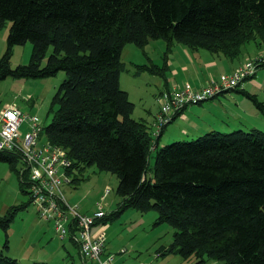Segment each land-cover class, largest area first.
<instances>
[{"label":"trees","instance_id":"obj_1","mask_svg":"<svg viewBox=\"0 0 264 264\" xmlns=\"http://www.w3.org/2000/svg\"><path fill=\"white\" fill-rule=\"evenodd\" d=\"M7 21L0 83L7 77L45 78L65 71L42 135L67 150L73 183L93 165L115 174L120 201L112 214L154 209L157 223L175 228L171 244L162 246L166 252L194 256L196 264L208 259L264 264V131H209L156 146L150 178L156 139L133 116L135 103L120 85L127 43L144 47L163 39L166 53L177 42L231 59L250 41L264 50V0H0V27ZM27 41L33 44L30 61L12 67L14 45ZM137 66L135 74L162 69L153 62ZM244 93L264 115V102ZM21 161L20 154L0 150V162L9 164L21 190L29 193L28 174L18 168ZM29 204L30 195L0 216L7 236L17 212ZM5 248L8 237L0 245V264H20Z\"/></svg>","mask_w":264,"mask_h":264},{"label":"rangeland","instance_id":"obj_2","mask_svg":"<svg viewBox=\"0 0 264 264\" xmlns=\"http://www.w3.org/2000/svg\"><path fill=\"white\" fill-rule=\"evenodd\" d=\"M10 25L11 22L7 21L3 27H0V60L7 50ZM177 45L184 46L175 42L172 50ZM246 48L253 49L255 53L264 52L262 49L259 50L253 41L245 43L241 53ZM166 49V42L163 39L152 40L144 47L135 43H127L123 48L121 59L125 64V70L121 72L120 85L122 89L131 91L130 98L135 103L133 112L135 118L149 116L148 107L154 106L151 110L152 113L158 106L161 109L163 96L171 93V89L167 90L166 88L161 94L159 92L162 86L164 87L163 81L166 79L165 85H167L172 76L169 66L171 49L169 53H166ZM32 51L31 41L14 45L10 65L16 67L19 64L28 63ZM250 58L252 57H248L246 60ZM46 61L45 58L42 64L44 65ZM151 62L159 65L162 69L159 72L141 70L139 74H135L138 70L137 64L149 65ZM254 76H262V78L258 79L255 87L250 86L249 91H245L255 94L259 100L264 102V67L259 68L257 75L255 74L247 80H251ZM65 78V71H59L57 75L45 78L7 77L0 83V108L5 104L16 102L25 113L37 114L46 125L53 116V112H49L52 98ZM240 93L243 98L241 108L247 112L245 119L248 122L257 123L264 131L263 113L254 100L244 93V90H241ZM158 113L154 122V130H157ZM170 126L171 122L165 130L167 139L165 144L175 141L171 140ZM26 127L27 123H24L21 128L22 133L26 131ZM155 159L156 150L153 149L149 159L150 170L147 174L150 178L153 177ZM18 168L22 169L20 163ZM74 173L78 174L79 171L75 170ZM83 174V178L78 184L66 185L64 191L69 203L73 206L79 205V209L83 213L93 215L99 209L100 204H104L109 215L105 219V252L113 254V264H196L197 260L194 256L185 259L179 253L166 252L162 249V246H169L173 241L175 228L167 222L157 223L158 213L154 209L142 212L136 208H128L119 215L112 214L117 210L120 201V196L117 193L118 177L115 174L101 171L95 165L87 167ZM107 190L109 191L107 192ZM28 198L29 193L21 190L16 173L7 162H0V216H3L10 206L28 201ZM98 226L95 225L93 231ZM7 237L9 248H5V254L16 258L20 264H84L80 253V243L74 235L61 238L60 233L55 231L53 223L40 217L37 208L32 204L17 212L8 228V236L0 227V245L2 247ZM215 263V260L208 259L204 264Z\"/></svg>","mask_w":264,"mask_h":264},{"label":"built area","instance_id":"obj_3","mask_svg":"<svg viewBox=\"0 0 264 264\" xmlns=\"http://www.w3.org/2000/svg\"><path fill=\"white\" fill-rule=\"evenodd\" d=\"M263 57L264 52H261L233 72L210 78L200 88L195 89L188 84L174 87L171 93L162 98L155 135L160 134L176 114L189 104L241 88L246 78L257 73ZM24 123H27V127L22 133ZM43 130L42 119L37 114L25 113L16 102L0 110V150L20 154L21 171L28 174L31 204L37 208L38 215L51 221L61 238L74 235L80 243L84 264H113V254L105 252L106 223L100 221L107 216L104 204H100L97 212L91 215L81 212L79 205L69 203L64 187L73 184L74 174L70 171L73 162L66 149L42 135ZM95 225L99 226L93 231Z\"/></svg>","mask_w":264,"mask_h":264},{"label":"crops","instance_id":"obj_4","mask_svg":"<svg viewBox=\"0 0 264 264\" xmlns=\"http://www.w3.org/2000/svg\"><path fill=\"white\" fill-rule=\"evenodd\" d=\"M259 53L261 51L255 53L253 49L248 50L246 48L239 57L231 59L222 54L211 53L205 49H189L185 46L177 45L169 55V66L171 67L172 74L171 81L169 78L168 84L165 85L167 81L162 80L164 87L162 86L159 92L161 94L165 90L164 88L172 90L174 87H182L185 84L195 89L200 88L210 78H218L223 73L233 72L248 57H253ZM260 78L262 76H254L251 80H247L241 86V90L249 91L250 86L255 87ZM241 90L239 88L226 93L224 92L215 98L186 106L176 114L171 122V140H191L209 131L231 132L238 129H261L262 127L257 125V123L248 122L245 119L247 112L241 108L243 101L242 94L240 93ZM127 91L130 96L131 91ZM7 105L2 106L0 110ZM152 108L154 106L147 108V112L150 114L149 116L145 115L139 119L150 126L153 137L157 140V142L156 140L154 142L153 149H155L156 146L160 147L165 144L167 140L165 138V130L168 125L163 128L160 134L155 135L154 122L160 106L157 107L154 113L151 112Z\"/></svg>","mask_w":264,"mask_h":264},{"label":"bare ground","instance_id":"obj_5","mask_svg":"<svg viewBox=\"0 0 264 264\" xmlns=\"http://www.w3.org/2000/svg\"><path fill=\"white\" fill-rule=\"evenodd\" d=\"M258 70H259V68H258ZM258 70H257V71H258ZM252 76H253V75H252ZM252 76H250V77H252ZM250 77H248V78H250ZM248 78H246L245 81H246Z\"/></svg>","mask_w":264,"mask_h":264}]
</instances>
